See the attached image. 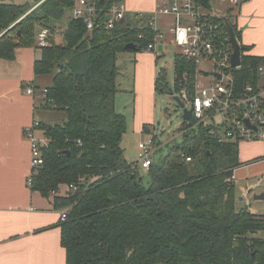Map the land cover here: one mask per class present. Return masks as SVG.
<instances>
[{"label": "trees", "instance_id": "1", "mask_svg": "<svg viewBox=\"0 0 264 264\" xmlns=\"http://www.w3.org/2000/svg\"><path fill=\"white\" fill-rule=\"evenodd\" d=\"M195 1L209 13L210 0ZM32 2L29 8L0 0V60L37 48L38 30H49L33 71L51 79L41 107L64 112L65 119L60 125L41 123L50 144L31 189L44 197L57 193L54 208L67 210L59 225L65 264H264V216L235 206L230 178L239 165L236 144L217 143L199 126L143 170L147 181L122 157L126 121L114 110L117 59L127 44L143 52L156 31L128 16L107 29L106 11L123 0H93L96 28L87 32L82 20L70 17L58 35L55 25L74 0ZM214 22L226 35L221 18ZM240 48L234 73L243 83L264 59L245 57ZM194 72L192 63L175 56V85ZM163 77L160 72L154 84L161 93ZM70 185L77 190L59 194Z\"/></svg>", "mask_w": 264, "mask_h": 264}, {"label": "crops", "instance_id": "2", "mask_svg": "<svg viewBox=\"0 0 264 264\" xmlns=\"http://www.w3.org/2000/svg\"><path fill=\"white\" fill-rule=\"evenodd\" d=\"M123 3L132 21L135 13L151 16L156 7V0H123ZM210 10L216 17L228 16L238 33L240 46L245 48L242 53L245 57L264 59V0H240L237 6L230 0H210ZM69 18L55 25L56 34ZM171 24L172 18L157 17L152 26L165 37ZM39 56V49L25 47L18 50L13 60H0V264H65V250L60 243L61 211L54 208L53 197H44L26 184L31 173L30 148L23 129L33 121L52 125L51 121L37 118L41 107V103L37 106L39 91L48 87V76H34L33 66ZM156 56L146 52L134 55L135 101L129 124L139 133L153 117ZM28 86L34 87V95L26 94ZM236 145L239 165L230 178L236 209L247 208L264 216V198L254 199L264 194V141ZM65 191L63 186L59 194Z\"/></svg>", "mask_w": 264, "mask_h": 264}, {"label": "built area", "instance_id": "3", "mask_svg": "<svg viewBox=\"0 0 264 264\" xmlns=\"http://www.w3.org/2000/svg\"><path fill=\"white\" fill-rule=\"evenodd\" d=\"M237 6L240 0H230ZM104 25L107 29L114 27L115 23L125 20L128 16L123 2L113 4L105 14ZM157 17H170L172 24L169 33L173 36V43L182 59L192 63L195 67L193 75H183L175 85V92L169 93L183 104L184 108L191 109V118L184 121L177 136L180 139L185 134L195 133L198 127L207 128V133L217 143L264 141V60L260 62L253 73V78L243 83L239 81L231 68L230 57L232 48L227 35L219 31L218 24L214 22L216 16H209L195 0H156V7L151 16L135 13V20L145 21L152 30L153 22ZM71 18L80 19L87 32L97 26V13L93 0H74L71 9ZM218 18V17H217ZM48 29H41L36 35L37 48L48 46ZM142 38V36H139ZM163 36L156 32L153 42L148 44L143 52L158 53ZM212 67L208 74L213 79L207 86L198 81L202 63ZM213 74H217V78ZM194 78L191 85L187 78ZM33 86L26 88V94L34 95ZM46 98V90L39 91L41 105ZM41 123L33 121L30 126L23 129V136L30 148L31 173L26 184L31 188L32 180L37 171L43 166V151L49 148L50 139L41 130ZM153 138V137H152ZM152 138L138 143V161L130 164L132 172L139 169L147 170L153 161V156L167 143H154ZM179 139V140H180ZM190 162V157H185ZM140 172V171H139ZM66 190L76 191L70 185ZM57 193L52 192L51 197ZM67 210L60 212V221L65 220Z\"/></svg>", "mask_w": 264, "mask_h": 264}, {"label": "rangeland", "instance_id": "4", "mask_svg": "<svg viewBox=\"0 0 264 264\" xmlns=\"http://www.w3.org/2000/svg\"><path fill=\"white\" fill-rule=\"evenodd\" d=\"M8 2H16L19 4L29 3L28 7H32L35 3L31 0H5ZM13 2V3H14ZM211 11V10H210ZM208 11L209 16L212 12ZM71 17V11L65 12V17ZM64 19L59 23H63ZM233 26V24L231 23ZM163 49L158 51L156 55V76L160 73H164V86L165 90L161 93L160 91H154V109L153 117L151 118L150 124L146 125L142 131H134L129 122L132 118L133 105H134V94L133 93V78H134V55L136 51L125 50L120 53L117 59V66L119 68V74L117 77L118 92L114 99V110L116 113L124 116L126 121V133L122 137L121 148L123 150L122 157L127 161L128 164H132L138 161L139 149L138 143L146 141L149 138L155 137L160 143H167V146H163L159 152L153 156V160L158 161L163 156H165L172 145L175 143H180V136H177L179 129L183 124L181 119L182 110L176 104L173 95L169 94V90L173 93L175 92V82H174V58L180 53L179 48L173 43V36L167 30V34L161 40ZM147 54H153L151 52H146ZM155 55V54H154ZM200 77L198 81L202 85L207 86L213 81L209 77V73L212 67L209 64L202 63L199 66ZM194 78H187V84L191 85ZM51 84L50 77L47 78V85ZM41 103V100H37V106ZM43 106V104H42ZM37 118L43 122L51 121L52 125H60L65 119V113L61 111H53L42 109L40 106L37 111ZM145 130H148L146 132ZM193 167V164H190ZM140 173L144 177V181H147L146 173L139 169ZM262 234V233H261ZM260 234V236H261Z\"/></svg>", "mask_w": 264, "mask_h": 264}, {"label": "water", "instance_id": "5", "mask_svg": "<svg viewBox=\"0 0 264 264\" xmlns=\"http://www.w3.org/2000/svg\"><path fill=\"white\" fill-rule=\"evenodd\" d=\"M124 20H120L119 24H123ZM221 22H222V26H223V29L225 30V33L228 37V41H229V44L232 48V54H231V57H230V65H231V68H238L240 67L241 65V48H240V44L235 36V33H234V30L232 28V26L228 23V21L226 20V18L222 17L221 18ZM125 50H131V51H135V46L133 44H127L125 47H124ZM162 48L161 46L159 45L158 46V51H161ZM214 76H216L217 78H220L219 75L217 74H213ZM170 95H172L171 93H169ZM176 104L181 108L182 110V114H181V119L186 121V120H189L191 118V113H192V110L191 109H186L184 108L183 104L178 100V98L176 97H173ZM48 126V125H47ZM68 154V152H66ZM134 175L132 174L131 175V179H134ZM264 198V194H260V195H257L254 197V199L256 200H261Z\"/></svg>", "mask_w": 264, "mask_h": 264}]
</instances>
